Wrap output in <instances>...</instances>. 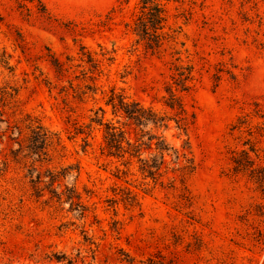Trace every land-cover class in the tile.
<instances>
[{
  "label": "rangeland",
  "instance_id": "rangeland-1",
  "mask_svg": "<svg viewBox=\"0 0 264 264\" xmlns=\"http://www.w3.org/2000/svg\"><path fill=\"white\" fill-rule=\"evenodd\" d=\"M138 2L0 0V52L11 56L20 87L5 117L22 125L31 116L59 132L63 145L44 162L17 156L26 132L0 126V264H264V244L253 243L264 226V184L231 159L254 134L264 162V0L171 2L169 22L181 35L161 53L132 32ZM90 56L102 71L96 95ZM175 58L193 67L191 90L180 93L195 114L197 170L187 192L179 181L171 187L172 173L156 184L137 160L110 156L102 128L83 133L99 107L112 118L111 89L169 111ZM55 59L71 69L59 73ZM243 119L244 131L232 130ZM175 133L167 136L180 147ZM71 164L79 168L74 205L66 183L50 181Z\"/></svg>",
  "mask_w": 264,
  "mask_h": 264
},
{
  "label": "trees",
  "instance_id": "trees-1",
  "mask_svg": "<svg viewBox=\"0 0 264 264\" xmlns=\"http://www.w3.org/2000/svg\"><path fill=\"white\" fill-rule=\"evenodd\" d=\"M171 2L184 4L185 0H139L136 6L132 32L138 43H145L149 49L157 53L164 51L168 44L173 47H177L179 44L181 27H174L169 22L168 5ZM178 53L176 52L175 55H179ZM108 54L109 52L104 55ZM83 55L85 54L83 53ZM111 59L109 60L112 61ZM181 61L180 58H175V62L172 63L177 72L173 76L175 82L166 87L168 98L165 105L169 111L162 112L153 107H146L124 92H116L115 89H111L105 100V105L109 108L112 118L106 119L108 111L99 107L93 111L90 123L84 128V131L88 132L83 133L90 136L96 127L102 128L105 148L110 156L137 160L140 163L141 172L146 177L155 180L156 184L163 176L172 173L173 176L169 178L171 187L177 190L176 182L179 181L181 191L187 192L188 179L197 170L189 138V130L194 123L195 114L186 108L180 93L190 91L191 85L188 83L194 79L192 76L193 67L176 63ZM89 63V76L87 77L91 83L88 86L93 95H96L100 88L96 83L95 73H102L101 65L91 56ZM53 64L59 73L71 69L70 66L66 68V63H62L59 59H55ZM16 83H19L16 77V67L11 61V56L6 51H2L0 52V126H7L8 129H11L13 136L21 137L26 132L24 143L16 142L19 146L17 156L25 153L31 155L38 162H44L53 146H63L61 134L51 131L31 116H26V119L21 122L22 125L20 123L11 124L10 118L8 119L5 115L6 111L12 110L17 102L20 87ZM243 125H248V119L234 124L232 130L244 131L242 130ZM171 130L176 131L174 137L181 140L180 147H176L169 140L167 133ZM250 137L248 142H243L244 149L231 151L233 155L231 159L236 171L239 173L250 172L253 179L263 185L264 164L256 161L262 162L263 156H261V149L258 148L255 135L252 134ZM85 142L90 146L87 139ZM77 173H79V168L71 164L61 167L52 176L53 178H49L51 182L58 179L66 183V201H70L73 205L75 199L80 198L76 186ZM143 189L149 191L147 187ZM60 195L62 196V194ZM258 227V236L253 241L255 247L264 244V226ZM142 264L168 263L165 259H150L148 263L142 262Z\"/></svg>",
  "mask_w": 264,
  "mask_h": 264
}]
</instances>
